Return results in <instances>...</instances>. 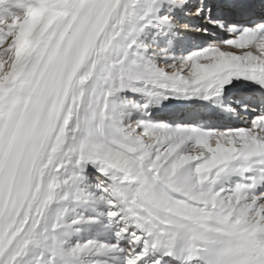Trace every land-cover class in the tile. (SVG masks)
I'll return each mask as SVG.
<instances>
[{"label": "snow or ice", "instance_id": "obj_1", "mask_svg": "<svg viewBox=\"0 0 264 264\" xmlns=\"http://www.w3.org/2000/svg\"><path fill=\"white\" fill-rule=\"evenodd\" d=\"M0 264H264V0H0Z\"/></svg>", "mask_w": 264, "mask_h": 264}]
</instances>
